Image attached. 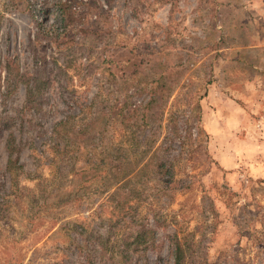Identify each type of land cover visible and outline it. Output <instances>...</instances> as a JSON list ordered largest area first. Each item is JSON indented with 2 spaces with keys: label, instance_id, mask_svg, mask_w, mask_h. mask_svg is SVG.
<instances>
[{
  "label": "rangeland",
  "instance_id": "1",
  "mask_svg": "<svg viewBox=\"0 0 264 264\" xmlns=\"http://www.w3.org/2000/svg\"><path fill=\"white\" fill-rule=\"evenodd\" d=\"M173 241L264 264V0H0V264H171Z\"/></svg>",
  "mask_w": 264,
  "mask_h": 264
},
{
  "label": "trees",
  "instance_id": "2",
  "mask_svg": "<svg viewBox=\"0 0 264 264\" xmlns=\"http://www.w3.org/2000/svg\"><path fill=\"white\" fill-rule=\"evenodd\" d=\"M220 38H221V36L219 37V39ZM212 50L214 52L212 53L211 58H213L215 55H218V52L216 51L217 50L216 47H213ZM159 81L160 80H156L155 81L154 86H153L155 90L152 91V95H150V97H149L150 99L148 100V102L151 101L152 99H154V96L153 95H155V94H157L156 95V99H158V100H161V99L165 98V95L162 94V92L164 90H161V91L156 92L157 89L160 88V84H158ZM208 81H209V79H208ZM194 107H195V124H197V122L199 120V105H198L197 102L195 103V106ZM129 114L132 115V116H135L136 115V117L134 118L136 120V124H137L138 120H143L142 118L145 116V114L139 112V110H137L135 108V106L133 107V109H131V111L129 112ZM196 130L199 131L200 130V127H197L196 126ZM165 164L166 163L163 162V159H161V158L158 159L157 158L155 160V162L152 164V167L155 168V170H156V172L158 174L164 175V172H168L169 171L168 167H166ZM146 166L147 165L144 163L141 166V169H143ZM132 242H135L137 244H142V243L144 244L145 243L144 236L142 234H139L138 233V234L134 235V239L132 240ZM170 253H171V261H172L171 264H181V261H182V258H183V250H182L180 244L177 241H173L172 247L170 249Z\"/></svg>",
  "mask_w": 264,
  "mask_h": 264
},
{
  "label": "crops",
  "instance_id": "3",
  "mask_svg": "<svg viewBox=\"0 0 264 264\" xmlns=\"http://www.w3.org/2000/svg\"><path fill=\"white\" fill-rule=\"evenodd\" d=\"M252 2V1H251Z\"/></svg>",
  "mask_w": 264,
  "mask_h": 264
}]
</instances>
